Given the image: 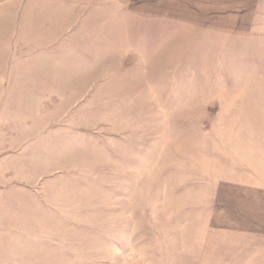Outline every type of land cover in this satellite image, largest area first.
<instances>
[{"label": "rangeland", "instance_id": "rangeland-1", "mask_svg": "<svg viewBox=\"0 0 264 264\" xmlns=\"http://www.w3.org/2000/svg\"><path fill=\"white\" fill-rule=\"evenodd\" d=\"M251 4L0 0V115H11L33 180L65 181L56 150L42 146L58 128L43 124L76 115V258L198 262L202 183L263 139L264 11ZM58 67L75 91L48 87L62 83Z\"/></svg>", "mask_w": 264, "mask_h": 264}, {"label": "crops", "instance_id": "crops-1", "mask_svg": "<svg viewBox=\"0 0 264 264\" xmlns=\"http://www.w3.org/2000/svg\"><path fill=\"white\" fill-rule=\"evenodd\" d=\"M253 3V11L260 6L264 11V0H252ZM76 17L79 19L81 15ZM68 51L63 55L76 56V46ZM31 56L39 57L34 53ZM58 68L62 83L48 87L75 91L76 77H65L71 70ZM255 102L258 106L255 121L259 125L256 137L263 139L258 145L240 146L232 165L224 166L211 183H202L209 187L204 195L209 201L196 264H264V97L259 96ZM11 119L10 114L0 115V140L6 142L0 146V264H97L81 256L76 258V218L83 216L79 211L76 213L73 191L76 130L80 131L76 115L67 118L63 114L49 122L46 119L43 124L45 130L50 126L58 128L42 143L59 156L57 170L62 169L65 181L57 182L56 186L41 182L39 175L35 180L31 178L24 168L28 156L23 159L26 164L19 163L22 154L12 146L15 126Z\"/></svg>", "mask_w": 264, "mask_h": 264}]
</instances>
